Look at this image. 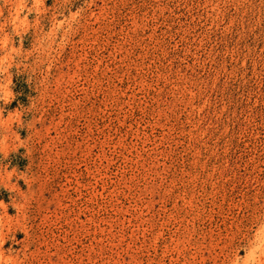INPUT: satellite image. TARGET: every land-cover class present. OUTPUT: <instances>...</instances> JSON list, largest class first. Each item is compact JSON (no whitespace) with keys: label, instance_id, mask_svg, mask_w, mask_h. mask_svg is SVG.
<instances>
[{"label":"rangeland","instance_id":"1","mask_svg":"<svg viewBox=\"0 0 264 264\" xmlns=\"http://www.w3.org/2000/svg\"><path fill=\"white\" fill-rule=\"evenodd\" d=\"M0 264H264V0H0Z\"/></svg>","mask_w":264,"mask_h":264}]
</instances>
